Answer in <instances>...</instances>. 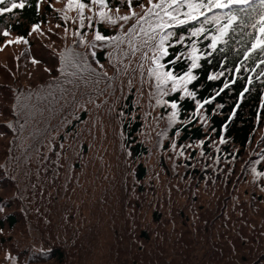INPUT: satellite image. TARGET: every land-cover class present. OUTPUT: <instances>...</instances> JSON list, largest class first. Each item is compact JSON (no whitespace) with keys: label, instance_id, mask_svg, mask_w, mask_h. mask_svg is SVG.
Here are the masks:
<instances>
[{"label":"trees","instance_id":"1","mask_svg":"<svg viewBox=\"0 0 264 264\" xmlns=\"http://www.w3.org/2000/svg\"><path fill=\"white\" fill-rule=\"evenodd\" d=\"M15 2L0 264H264V3Z\"/></svg>","mask_w":264,"mask_h":264},{"label":"snow or ice","instance_id":"2","mask_svg":"<svg viewBox=\"0 0 264 264\" xmlns=\"http://www.w3.org/2000/svg\"><path fill=\"white\" fill-rule=\"evenodd\" d=\"M75 2H76L77 7H78L80 10H83L84 8L87 7V4H85V3H80L79 0H75ZM249 2H250V0H227V3H225V4H223V5H219V4H218V6L229 7V6H231L232 3H249ZM7 3H9V0H0V5H2V4H7ZM92 3H94V4L99 3V4H101L102 6H105V7H106V5H105V0H92ZM261 3H264V0H261ZM71 6H72V0H70V3H69V7H71ZM23 7H24V3H23V2L16 3L15 0H12V2L10 3V6H9V7L0 8V15L4 14L5 12H10L12 9H15V8H23ZM155 7H160V5H155ZM190 7H191V5H190ZM100 15H101V17L103 18V17L106 15V13H104V12L102 11V12L100 13ZM132 15H136V13L133 12ZM172 18L174 19L175 17H172ZM121 19H123V20H128V19H130V17H129V16H123V17H121ZM231 19H234V17L231 18ZM231 19H230V22H229V23H231ZM262 19H264V18H262ZM226 27H227V26H226ZM4 35L7 36V35H9V33L5 32ZM96 39H97V40H103L104 37L101 36V35H99V34H97ZM12 42H13V41H9V43H12ZM17 42H18V41H17ZM25 42H26V41H25ZM193 67H196L195 63L193 64ZM165 75L170 76L171 74H170V73H166ZM188 78H189V79H192L193 77H191L190 74H188ZM172 106H173L174 108L176 107L175 104H173Z\"/></svg>","mask_w":264,"mask_h":264},{"label":"rangeland","instance_id":"3","mask_svg":"<svg viewBox=\"0 0 264 264\" xmlns=\"http://www.w3.org/2000/svg\"><path fill=\"white\" fill-rule=\"evenodd\" d=\"M7 43H8V44H5V45H3V46L0 47V60H4L7 54L10 55L11 53L17 51V46L14 45L13 42H12V43L7 42ZM98 48H99V47L93 48V50H91V52H89V53L94 55L95 52L98 51ZM18 50H19V49H18ZM53 65H54V64H53ZM73 65H74V64H73ZM74 67H75V69H76L77 71H79V72H83L82 68L79 67L76 63H75V65H74ZM107 115H108V114H107ZM108 116H109V115H108ZM153 133H154V132H153ZM147 144H148V146H149V149H150V152H151V157H152V159L157 160L158 157H159L160 151H159V149H157V146H156V136H155V134H154V136H153V135L150 136V139H149V141H147ZM85 186H87V187H92V186L88 185V182L85 183ZM94 194H97V191H96V190L94 191L93 195H94ZM91 203L95 204L94 206H96L95 199H94L93 197L90 199V202H89L88 206H90ZM23 235H24V234H23V231H22V236H23ZM22 236H21V237H22ZM7 241H8V233H7V235H6V242H7Z\"/></svg>","mask_w":264,"mask_h":264}]
</instances>
